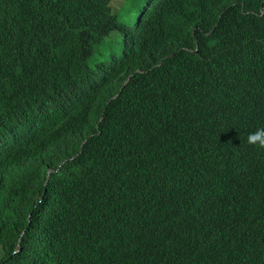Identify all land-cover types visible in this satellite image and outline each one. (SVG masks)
Segmentation results:
<instances>
[{"label":"trees","instance_id":"obj_1","mask_svg":"<svg viewBox=\"0 0 264 264\" xmlns=\"http://www.w3.org/2000/svg\"><path fill=\"white\" fill-rule=\"evenodd\" d=\"M111 3L0 0V264H264V202L232 180L264 174L246 142L264 128V0H225L216 26L195 0ZM230 102L235 121L214 120ZM25 151L62 163L47 186L22 178Z\"/></svg>","mask_w":264,"mask_h":264},{"label":"clouds","instance_id":"obj_2","mask_svg":"<svg viewBox=\"0 0 264 264\" xmlns=\"http://www.w3.org/2000/svg\"><path fill=\"white\" fill-rule=\"evenodd\" d=\"M113 1L114 0H112L111 5L113 6L115 11H118V10L121 11L122 8L126 5H129V4L135 5V2L137 3L141 2V0L139 1L124 0L121 6L115 8ZM195 5H196L198 12H200V14L202 15V17L206 18L209 22L213 20V22L215 23H212V24H215V26L221 25V23L226 24V23L231 22V19L227 15L228 8L226 7L225 0H195ZM198 43L199 42L197 41V49L188 50V51L199 54ZM131 77L132 75L129 76L128 80L124 83L122 89L119 92L117 89V91L113 94L114 96L108 101V104L111 103L113 100L117 99L121 95L123 88L130 81ZM235 102L239 104L237 101ZM240 103H241V107L244 110L251 109L250 107H245L244 106L245 103L242 100ZM101 104L96 105L94 109L91 108L89 111L88 117H87V118L93 117V119L98 120V123L96 124V131H98V135L100 134L99 133L100 125L103 123L104 120H106V117H107L106 109L99 110ZM241 107L236 105L233 102L221 103L219 105V109L216 108L215 113L213 115V119L216 121H235V118H237V116L241 113ZM92 138H94V135H91L90 137H88L84 141L83 145H85L88 142V140ZM246 142L250 145L256 146L255 148L264 150V128H258L255 132L250 133L247 136ZM83 145H82V148H83ZM223 146H221L222 150L224 149L222 148ZM19 158H20L19 165L20 167H22V178H25L26 176H28L31 170H35V172L39 173L40 175L46 176V181L44 183L45 186L48 185L51 175L58 171V168H56V166H59L60 168L61 167L60 164H62V163L45 162L41 160L40 158L36 157L33 153H29L27 151L21 153L19 155ZM232 180H233L234 186L242 190V196H247L248 199L252 200L254 203L260 204L264 202V196H263L264 174H261L254 179H250V177L248 176L245 177L242 174L238 166L233 172ZM42 202H43L42 199H40L38 202V206L42 205ZM241 204L244 205L243 202ZM24 233L25 232H23V234ZM19 250L20 248L15 249L14 252L17 253L19 252ZM97 264H103V263L101 261H97Z\"/></svg>","mask_w":264,"mask_h":264},{"label":"rangeland","instance_id":"obj_3","mask_svg":"<svg viewBox=\"0 0 264 264\" xmlns=\"http://www.w3.org/2000/svg\"><path fill=\"white\" fill-rule=\"evenodd\" d=\"M139 1V0H137ZM124 0H114L113 4L115 8L121 6ZM122 38L121 33H113L102 45L99 47L95 53V60L92 63V66L109 64L113 55H120L121 52V43Z\"/></svg>","mask_w":264,"mask_h":264}]
</instances>
